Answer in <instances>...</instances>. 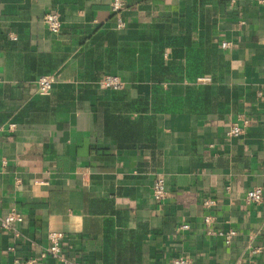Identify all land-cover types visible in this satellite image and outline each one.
I'll list each match as a JSON object with an SVG mask.
<instances>
[{
	"label": "crops",
	"instance_id": "obj_1",
	"mask_svg": "<svg viewBox=\"0 0 264 264\" xmlns=\"http://www.w3.org/2000/svg\"><path fill=\"white\" fill-rule=\"evenodd\" d=\"M111 3L0 0V264H62L52 231L79 264H264V0H126L121 28Z\"/></svg>",
	"mask_w": 264,
	"mask_h": 264
},
{
	"label": "built area",
	"instance_id": "obj_2",
	"mask_svg": "<svg viewBox=\"0 0 264 264\" xmlns=\"http://www.w3.org/2000/svg\"><path fill=\"white\" fill-rule=\"evenodd\" d=\"M231 4H234L236 0H229ZM126 7V0H112L111 8L117 19V26L124 27V17L123 13ZM47 28L50 32L54 34L60 33L63 21L59 13L57 12H48L43 19ZM15 38V37H14ZM230 46V42L223 41L222 47L227 48ZM203 79V78H202ZM56 81V75L47 73L40 76L38 79V89L41 94H48ZM99 84L102 88L111 91H121L126 88V82L119 76L115 74H105L100 80ZM239 121H242L241 124ZM239 121H234L227 130V135L230 137H238L245 133V126L250 122L248 118L243 115L239 116ZM14 124L10 126L13 128ZM167 188L165 184V179L163 176H157L153 184V196L154 199L158 202H162L167 197ZM246 201L248 203H259L264 199V190L261 186L251 187L245 195ZM204 204L207 207L216 205V200L213 198H207L204 200ZM24 216L17 209H11L6 214H0V228L8 231H13L15 236H20V232L17 230L16 224L22 222ZM205 221L211 223L212 216H207ZM189 224H183L181 228H189ZM237 234V231L230 229L226 232V242L230 243L232 237ZM66 235L63 232L52 231L48 234L49 245L44 252L41 253V257L51 256L62 264H79L75 260H71L65 250H64V240ZM13 246H10V249H13ZM37 258L28 259L29 264H35ZM173 264H191V260L188 257L180 256L173 260Z\"/></svg>",
	"mask_w": 264,
	"mask_h": 264
}]
</instances>
